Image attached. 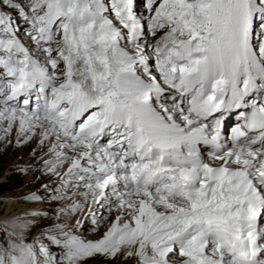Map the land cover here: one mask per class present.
<instances>
[{
  "label": "snow or ice",
  "instance_id": "1",
  "mask_svg": "<svg viewBox=\"0 0 264 264\" xmlns=\"http://www.w3.org/2000/svg\"><path fill=\"white\" fill-rule=\"evenodd\" d=\"M13 130L79 216L0 225V264H264V0H0Z\"/></svg>",
  "mask_w": 264,
  "mask_h": 264
},
{
  "label": "rangeland",
  "instance_id": "2",
  "mask_svg": "<svg viewBox=\"0 0 264 264\" xmlns=\"http://www.w3.org/2000/svg\"><path fill=\"white\" fill-rule=\"evenodd\" d=\"M10 137L13 144L15 142V130H13V132L10 134ZM33 147H35V143L29 145L24 157L21 160H18L19 156L23 152L21 146H18V148L14 151H10V146L7 144L4 147H0V153H3V150H9L8 153L13 152V157H11L12 159L7 160L6 162L4 161L5 163L2 161L3 163L0 166V210L6 201H16L22 202L26 205L40 203L43 206L41 212L48 213V216L41 220L39 227H33L28 231L26 239L29 242L33 237L39 236L42 229H51L55 224L66 223L69 228L73 227L75 224V219L79 216V214H73L72 218H67L66 216H57L56 212L61 206L65 204L64 201H30L24 199V197L33 193L41 197L50 195V192L44 190L43 185L50 183V180H55V177H49L42 174L43 156H38L35 159L29 160L31 156V148ZM0 159H2L1 155ZM27 164L33 165L32 172H21L18 170L17 166H25ZM75 234L80 235L85 240H93L91 238H101L103 236L102 234L104 233H100L99 228L96 227V225H92L91 220L89 219L82 228L75 230ZM53 248H55V246H53ZM95 264H104V261L101 259L96 261ZM111 264H122V262L115 260L112 261Z\"/></svg>",
  "mask_w": 264,
  "mask_h": 264
},
{
  "label": "bare ground",
  "instance_id": "3",
  "mask_svg": "<svg viewBox=\"0 0 264 264\" xmlns=\"http://www.w3.org/2000/svg\"><path fill=\"white\" fill-rule=\"evenodd\" d=\"M28 147L29 146L22 147L23 152L19 156L18 160H21L24 157V154H25V152H26ZM17 148H18V146H16L15 142H14L10 146V151H14ZM8 151L9 150H3V153L1 155L2 159H0V166L2 165V163L4 161L6 162L7 160L12 159L11 157H13V152L8 153ZM32 159L33 158L30 156L29 160H32ZM42 207L43 206L40 203H34L32 205H26V204H23L22 202L6 201L2 205V209L0 210V224L3 225L5 222L11 221V220L16 219V218H19L20 220L33 219L32 217L28 216L27 214L31 213L32 211H40L41 212L42 211ZM105 215H107V214H105ZM36 219H40V218H36ZM113 219H114V216L108 217L106 220H104L102 223H100L98 226H96V227L99 228L100 233H104V231H106L108 229V227L110 226V223L112 222ZM31 228H33V227H31ZM30 229H28V231ZM91 239L97 240V239H100V238L97 237V238H91ZM119 261L122 262V260H119ZM128 263H132L133 264L135 262L134 261H128Z\"/></svg>",
  "mask_w": 264,
  "mask_h": 264
}]
</instances>
